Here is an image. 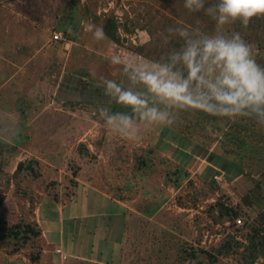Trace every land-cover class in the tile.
<instances>
[{
  "label": "rangeland",
  "instance_id": "1",
  "mask_svg": "<svg viewBox=\"0 0 264 264\" xmlns=\"http://www.w3.org/2000/svg\"><path fill=\"white\" fill-rule=\"evenodd\" d=\"M84 22L107 39L94 40ZM172 26L215 31L182 0H0V264H97L56 257L42 217L51 203L106 208L102 193L127 209L122 264H264V127L179 111L132 142L98 121L100 77L121 75L112 55L158 60L180 46L162 38ZM227 31L264 66V16ZM22 161L29 166L16 170ZM219 203L238 212L239 227Z\"/></svg>",
  "mask_w": 264,
  "mask_h": 264
},
{
  "label": "clouds",
  "instance_id": "2",
  "mask_svg": "<svg viewBox=\"0 0 264 264\" xmlns=\"http://www.w3.org/2000/svg\"><path fill=\"white\" fill-rule=\"evenodd\" d=\"M49 3L56 7L60 0ZM182 4L189 13L203 12L215 22V31L168 27L163 40L175 37L181 43L158 60L113 54L110 63L121 75L100 77L98 86L105 99L97 101L98 121L132 142H140L142 132L153 126H171L179 111L247 118L264 127V66L256 60L254 45L240 32L227 31L236 22L247 26L264 16V0H182ZM83 28L96 41L107 39L101 26L84 22ZM113 105L124 110L113 111Z\"/></svg>",
  "mask_w": 264,
  "mask_h": 264
},
{
  "label": "crops",
  "instance_id": "3",
  "mask_svg": "<svg viewBox=\"0 0 264 264\" xmlns=\"http://www.w3.org/2000/svg\"><path fill=\"white\" fill-rule=\"evenodd\" d=\"M108 194L102 193L103 200H100L107 204V209L103 207L87 214L78 209L68 211L80 201L70 202L61 208L51 203V217L45 213L42 217L45 221L42 220L44 224L41 225L45 242L54 245L55 249H61L60 253H54L56 257L61 260L73 258L93 261L97 264H122L126 253L124 225L127 209L121 200ZM97 201L94 200V203ZM80 206L81 203L78 208Z\"/></svg>",
  "mask_w": 264,
  "mask_h": 264
},
{
  "label": "trees",
  "instance_id": "4",
  "mask_svg": "<svg viewBox=\"0 0 264 264\" xmlns=\"http://www.w3.org/2000/svg\"><path fill=\"white\" fill-rule=\"evenodd\" d=\"M111 35V34H110ZM111 37H113L114 38V35L112 34L111 35ZM115 39V38H114ZM173 131H175L174 129H173ZM176 133V132H175ZM176 136H183L184 138H186V140L187 141H190V142H192V139H191V135H188V134H180L179 132L177 133V135ZM204 146V145H203ZM207 151V150H206ZM215 157H216V155H215ZM217 159H219V158H217ZM212 161L215 163V159H212ZM219 161H220V159H219ZM27 163V162H26ZM24 161H22V162H19L18 163V165H17V168H16V170H20V169H22L23 167H28L29 166V162L26 164ZM216 163H218V162H216ZM2 204H3V199H2V197L0 196V208L2 207ZM219 209H220V215L219 216H223L224 218H226V219H231V220H233V222H234V224H235V226H240V225H237L236 223H235V218L238 216V212L235 210V209H233V208H231V207H227V206H225L223 203H219ZM27 229H28V227H27ZM30 229V228H29ZM28 229V230H29ZM31 231V230H30ZM255 232H256V230H254ZM32 232V234H35V235H37L38 234V232H34L33 230L31 231ZM15 236H18V233H15ZM226 246H229V245H226ZM200 252H202V253H204V254H207V255H209V253H207V252H205V251H200ZM210 256V255H209Z\"/></svg>",
  "mask_w": 264,
  "mask_h": 264
},
{
  "label": "built area",
  "instance_id": "5",
  "mask_svg": "<svg viewBox=\"0 0 264 264\" xmlns=\"http://www.w3.org/2000/svg\"><path fill=\"white\" fill-rule=\"evenodd\" d=\"M62 32H56L54 33V39H59V38H62ZM236 223L237 225H240L241 224V219L240 218H237L236 219ZM61 252V249H57V253H60Z\"/></svg>",
  "mask_w": 264,
  "mask_h": 264
}]
</instances>
